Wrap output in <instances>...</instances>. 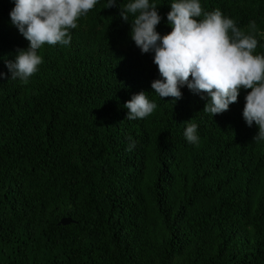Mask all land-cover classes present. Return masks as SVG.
Wrapping results in <instances>:
<instances>
[{"label": "trees", "instance_id": "trees-1", "mask_svg": "<svg viewBox=\"0 0 264 264\" xmlns=\"http://www.w3.org/2000/svg\"><path fill=\"white\" fill-rule=\"evenodd\" d=\"M107 2L70 30L69 46H43L23 84L5 60L29 42L12 25L14 0H0V264H264V142L243 118L247 93L215 117L186 86L164 101L151 88L154 54ZM172 2L150 0L161 36ZM200 3L246 33L255 21L264 54V0ZM142 91L157 108L126 120Z\"/></svg>", "mask_w": 264, "mask_h": 264}, {"label": "clouds", "instance_id": "clouds-1", "mask_svg": "<svg viewBox=\"0 0 264 264\" xmlns=\"http://www.w3.org/2000/svg\"><path fill=\"white\" fill-rule=\"evenodd\" d=\"M10 12L12 25L29 42L27 49H18L15 62L5 60L10 80L27 84L43 63L39 50L45 46H69L70 30L78 27L99 3V0H14ZM106 9L119 8L120 18L131 25V39L142 54H154L160 79L154 80V94L174 105L183 98L181 88L187 87L207 103L204 112L213 117L230 110L245 91L243 118L248 125L258 127L253 138L264 142V54H257V25L251 21L248 32L239 28L220 9L205 11L200 0H173L167 21L172 30L161 36L157 26L163 17L150 0H129L120 6L119 0H108ZM131 17V21H130ZM0 72V80L7 79ZM250 90V91H249ZM149 93L140 92L124 104L126 120L145 119L153 114L157 104ZM187 124L184 136L198 144V126ZM128 150L135 147V141Z\"/></svg>", "mask_w": 264, "mask_h": 264}, {"label": "water", "instance_id": "water-1", "mask_svg": "<svg viewBox=\"0 0 264 264\" xmlns=\"http://www.w3.org/2000/svg\"><path fill=\"white\" fill-rule=\"evenodd\" d=\"M73 223V220L71 218L65 217L60 221V225L67 226L69 224Z\"/></svg>", "mask_w": 264, "mask_h": 264}]
</instances>
